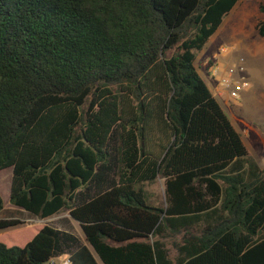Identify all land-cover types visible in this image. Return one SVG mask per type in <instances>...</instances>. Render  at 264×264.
Instances as JSON below:
<instances>
[{
	"label": "trees",
	"instance_id": "1",
	"mask_svg": "<svg viewBox=\"0 0 264 264\" xmlns=\"http://www.w3.org/2000/svg\"><path fill=\"white\" fill-rule=\"evenodd\" d=\"M239 1L0 0L10 202L83 233L0 219V264H264V169L196 67Z\"/></svg>",
	"mask_w": 264,
	"mask_h": 264
},
{
	"label": "rangeland",
	"instance_id": "2",
	"mask_svg": "<svg viewBox=\"0 0 264 264\" xmlns=\"http://www.w3.org/2000/svg\"><path fill=\"white\" fill-rule=\"evenodd\" d=\"M262 22H264V0H240L225 18L217 33L196 56V67L209 84L212 78L207 75V70L211 64L218 61L229 67H236L238 78L246 79L251 84L238 101L231 100L227 94L222 97V100L228 98L225 103L219 101L236 129L242 134L253 158L258 157L261 140L264 139V37L257 29ZM222 48L227 51L222 52ZM214 80L215 84L219 85L217 79ZM218 87L221 91L220 86ZM259 164L264 169L261 160ZM12 175V168L0 171V194L4 201L0 219L17 220L20 222V227L45 223L70 231L83 239L79 224L68 212H62L48 219H40L14 206L10 202ZM145 189L155 205L162 207L165 205L163 179L159 178L155 182L147 183ZM179 239L180 236L165 239L172 256L176 254L173 241ZM63 257L61 261L69 260V255ZM61 261L58 260L56 264H62Z\"/></svg>",
	"mask_w": 264,
	"mask_h": 264
},
{
	"label": "built area",
	"instance_id": "3",
	"mask_svg": "<svg viewBox=\"0 0 264 264\" xmlns=\"http://www.w3.org/2000/svg\"><path fill=\"white\" fill-rule=\"evenodd\" d=\"M221 51L226 52L227 49L222 48ZM208 72L213 79H217L222 89L220 94H227L231 100L238 101L242 93L251 87L248 80L238 78L236 67H226L217 62L210 65ZM52 263H55L54 260ZM62 264H70V260H64Z\"/></svg>",
	"mask_w": 264,
	"mask_h": 264
},
{
	"label": "crops",
	"instance_id": "4",
	"mask_svg": "<svg viewBox=\"0 0 264 264\" xmlns=\"http://www.w3.org/2000/svg\"><path fill=\"white\" fill-rule=\"evenodd\" d=\"M210 41V40H209ZM216 56V55H215ZM218 56V55H217ZM218 63H220V64H222L223 66H226V67H229L228 65H225V64H223L222 62H220V61H218ZM207 75L210 77V78H212L210 75H209V72H208V70H207ZM202 76V75H201ZM209 78V79H210ZM204 79V78H203ZM213 79V78H212ZM210 80L211 82H210V84L208 83V82H206V80H205V82L207 83V85H208V87H209V89L211 90V92L213 93V95L218 99V101L219 100H221V102L222 103H225L226 101H227V99L228 98H226V100L225 99H223L222 100V97L224 96V95H221L220 93H221V91H220V89H219V85H216L215 84V80L213 79V80ZM221 98V99H220ZM220 102V101H219ZM247 147H248V145H247ZM249 149V148H248ZM250 151V150H249ZM258 157H256L255 156V159L258 161L259 159L258 158H260V160L264 163V139H262L261 140V144H260V149H259V152H258V155H257ZM259 160V161H260ZM258 161V162H259ZM64 257L62 256V257H58V258H55L54 259V262L55 263H57V261L59 260V261H61L62 259H63ZM64 261V260H63ZM63 261H61L62 263H63Z\"/></svg>",
	"mask_w": 264,
	"mask_h": 264
}]
</instances>
